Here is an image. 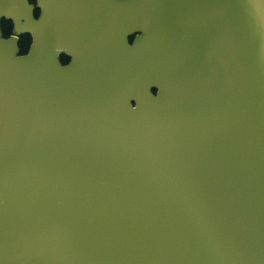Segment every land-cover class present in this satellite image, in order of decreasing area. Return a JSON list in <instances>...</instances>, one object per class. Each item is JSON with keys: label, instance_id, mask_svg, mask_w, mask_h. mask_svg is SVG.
<instances>
[{"label": "water", "instance_id": "1", "mask_svg": "<svg viewBox=\"0 0 264 264\" xmlns=\"http://www.w3.org/2000/svg\"><path fill=\"white\" fill-rule=\"evenodd\" d=\"M0 264H264V0H0Z\"/></svg>", "mask_w": 264, "mask_h": 264}, {"label": "trees", "instance_id": "2", "mask_svg": "<svg viewBox=\"0 0 264 264\" xmlns=\"http://www.w3.org/2000/svg\"><path fill=\"white\" fill-rule=\"evenodd\" d=\"M1 27L4 37H7L11 34V24L9 22L2 21ZM29 44H30L29 36L24 35L20 38V49L22 54H25L27 52Z\"/></svg>", "mask_w": 264, "mask_h": 264}, {"label": "flooded vegetation", "instance_id": "3", "mask_svg": "<svg viewBox=\"0 0 264 264\" xmlns=\"http://www.w3.org/2000/svg\"><path fill=\"white\" fill-rule=\"evenodd\" d=\"M30 2L34 3V0H30ZM133 40V36L129 38V42L131 43ZM69 59L67 57L62 56L60 58V61L62 64H66ZM153 93H155V90H153Z\"/></svg>", "mask_w": 264, "mask_h": 264}]
</instances>
